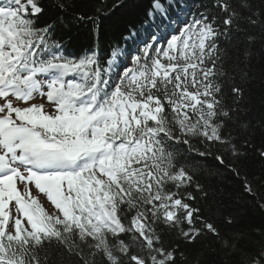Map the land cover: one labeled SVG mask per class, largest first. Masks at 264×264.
<instances>
[{
	"label": "snow or ice",
	"instance_id": "6c2138e0",
	"mask_svg": "<svg viewBox=\"0 0 264 264\" xmlns=\"http://www.w3.org/2000/svg\"><path fill=\"white\" fill-rule=\"evenodd\" d=\"M72 6L0 0V264H264V226L251 247L222 231L235 217L205 215L216 190L200 179L239 176L225 156L264 136L246 95L264 0H119L72 16L95 38L81 52ZM243 191L264 211L247 178Z\"/></svg>",
	"mask_w": 264,
	"mask_h": 264
},
{
	"label": "trees",
	"instance_id": "16d2710c",
	"mask_svg": "<svg viewBox=\"0 0 264 264\" xmlns=\"http://www.w3.org/2000/svg\"><path fill=\"white\" fill-rule=\"evenodd\" d=\"M72 7L64 15L67 19L64 21L65 30L68 31L72 37L71 50L73 52H81L90 44L94 43V37L90 35L91 25L82 21L73 20V15H94L96 9L107 12L111 9L113 3L119 0H71ZM46 4H50V0H46ZM257 8L260 7V0H256ZM124 10H120L116 15L110 19L102 21V36L101 41L107 44L116 37L114 33L123 27L122 24L116 25L114 22L121 16ZM47 15H61L59 12H53L51 7L46 8ZM130 18V17H128ZM257 32V40L259 41V29ZM243 39V37L241 38ZM261 44L256 45L257 55L253 61L251 84L246 95L249 97L250 117L257 123L264 117V77L261 72L264 71L259 52ZM252 143L259 147L264 143V136L257 131ZM256 148H240L241 155L234 157L231 154L225 156V163L236 168L239 172L237 176L234 172L228 171L226 168L218 169V176L215 180H208L201 177V182L206 185H211L216 190V195L210 197L204 205L205 215L212 217L217 222L220 221V210L224 214H231L235 217V224L231 226L221 225L222 231H239L244 235V241L248 243L249 247L253 243L261 241L262 237L257 235L254 230L264 226V211L254 206L255 201L244 194L243 183L245 178L252 182L253 188L258 196H264V160H261ZM166 240H171V235H165ZM211 241H204L197 245L182 246L189 257L191 258L196 252L204 253ZM202 259H212L202 255ZM219 259V258H217ZM226 264H234L233 261H226Z\"/></svg>",
	"mask_w": 264,
	"mask_h": 264
},
{
	"label": "rangeland",
	"instance_id": "374dc122",
	"mask_svg": "<svg viewBox=\"0 0 264 264\" xmlns=\"http://www.w3.org/2000/svg\"><path fill=\"white\" fill-rule=\"evenodd\" d=\"M39 99H40V98H39V97H37V102H39ZM45 199H46V198H45Z\"/></svg>",
	"mask_w": 264,
	"mask_h": 264
}]
</instances>
